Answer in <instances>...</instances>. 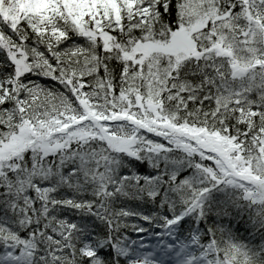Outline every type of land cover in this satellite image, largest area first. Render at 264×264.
<instances>
[{
    "label": "snow or ice",
    "instance_id": "6c2138e0",
    "mask_svg": "<svg viewBox=\"0 0 264 264\" xmlns=\"http://www.w3.org/2000/svg\"><path fill=\"white\" fill-rule=\"evenodd\" d=\"M0 264H264V0H0Z\"/></svg>",
    "mask_w": 264,
    "mask_h": 264
},
{
    "label": "trees",
    "instance_id": "16d2710c",
    "mask_svg": "<svg viewBox=\"0 0 264 264\" xmlns=\"http://www.w3.org/2000/svg\"><path fill=\"white\" fill-rule=\"evenodd\" d=\"M239 231L243 234L244 237H246V233L244 232V229L242 227L239 228Z\"/></svg>",
    "mask_w": 264,
    "mask_h": 264
}]
</instances>
